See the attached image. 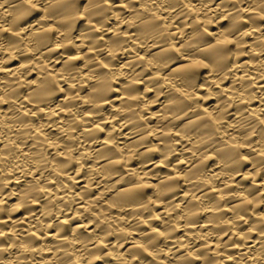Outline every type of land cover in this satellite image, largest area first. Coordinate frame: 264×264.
Segmentation results:
<instances>
[{
    "label": "clouds",
    "instance_id": "9594fccd",
    "mask_svg": "<svg viewBox=\"0 0 264 264\" xmlns=\"http://www.w3.org/2000/svg\"><path fill=\"white\" fill-rule=\"evenodd\" d=\"M0 264H264V0H0Z\"/></svg>",
    "mask_w": 264,
    "mask_h": 264
}]
</instances>
